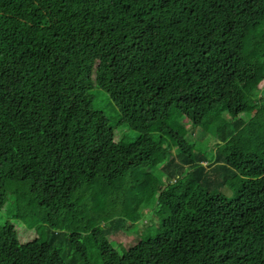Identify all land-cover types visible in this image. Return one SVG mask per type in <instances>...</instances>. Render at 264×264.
Here are the masks:
<instances>
[{"label": "trees", "instance_id": "16d2710c", "mask_svg": "<svg viewBox=\"0 0 264 264\" xmlns=\"http://www.w3.org/2000/svg\"><path fill=\"white\" fill-rule=\"evenodd\" d=\"M6 210L0 264H264V0H0Z\"/></svg>", "mask_w": 264, "mask_h": 264}, {"label": "rangeland", "instance_id": "374dc122", "mask_svg": "<svg viewBox=\"0 0 264 264\" xmlns=\"http://www.w3.org/2000/svg\"><path fill=\"white\" fill-rule=\"evenodd\" d=\"M106 97L108 96L105 93H97V99H95V103L96 106L100 108L109 119H113L115 110L113 106H111L109 99ZM199 138V134H192L190 136V140H197ZM149 209L150 208L147 207V210ZM5 221H9L14 225L20 242L29 241L33 238H36L38 235V230L35 227H30L26 225V223H24L20 219H17L14 215L10 214L8 210H6L5 212L0 211V223H3ZM138 225L140 226V228L137 231L128 229V231H121L111 236V238L116 240L120 248L124 250L130 245L137 242V240H139L142 236H147L151 233V230H148L150 229L149 219L140 220Z\"/></svg>", "mask_w": 264, "mask_h": 264}]
</instances>
